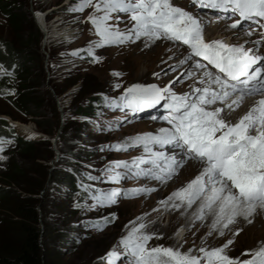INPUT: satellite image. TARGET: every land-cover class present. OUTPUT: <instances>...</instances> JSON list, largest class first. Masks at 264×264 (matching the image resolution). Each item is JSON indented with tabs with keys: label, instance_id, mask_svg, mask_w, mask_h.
<instances>
[{
	"label": "rangeland",
	"instance_id": "rangeland-1",
	"mask_svg": "<svg viewBox=\"0 0 264 264\" xmlns=\"http://www.w3.org/2000/svg\"><path fill=\"white\" fill-rule=\"evenodd\" d=\"M9 1L15 3L17 6L21 5L23 9L28 11L41 32L42 30L35 18L34 12L38 10L44 13L47 12L46 18L50 25H52V28L55 29V33H57L51 36L45 44V36L42 32V38L36 48L40 55L39 57L42 59L46 79L45 83L54 93L56 104L60 111V122H63V125L65 123L66 132L72 139L70 143L71 146L68 147L69 151L66 155L60 159L58 158L59 160L54 156L53 164L51 163L53 159H39L38 162L35 163L29 161L28 165H26L28 167V176L34 183V186L37 188L42 184V186H39L36 190V194L39 196L37 207L42 208V206H45L48 210L46 215L42 212L40 226H45V223H49L53 227L55 233H63V235H65L62 244L48 245L47 249L52 253L47 254L54 256V259L60 264H127L128 258L123 254L124 249L120 241L121 238L129 234L133 227H138L140 223L146 225L145 229H142L141 232L153 236L152 240H150L147 245L149 248L163 246L172 247L174 250H177L178 247L175 248L170 241L166 240L168 238H175L178 244L184 243L183 247L179 250L182 253H188L189 249H192L191 255L195 256L203 255V253L199 252L200 248L211 250L221 247L216 244L218 239L212 241L207 239L210 226H207L204 232L198 233L197 229L187 225L186 222H181L180 219L177 220V223H174L171 216L175 214V208H172L171 205L170 207H165L160 203V201L173 193L175 186H170V183L173 184L178 178H181L180 171H178L179 168L175 169L176 175L163 181L152 178H126L119 183L102 182L100 180H83V178L86 179L89 174L101 176L104 169L109 166L111 162L126 161L131 163L135 158L143 157L147 159L150 156L149 153L144 151L142 145L134 148L129 147L127 151L109 150V145H115L117 143L131 144L132 139L137 135L153 134L152 124L162 125V123H165L171 128V125L168 124L165 119L168 116H159L158 114L161 112L159 109H165L162 105L152 109H144L135 114L127 108L123 110H112L104 107L103 97L105 95L110 98L118 99L126 93L129 87L136 84L145 86L152 85L138 80L139 77L134 68V61L149 60V57H151L152 51L150 52L149 50L154 48L149 46L150 40L146 37H142L139 41L135 42L127 41L120 45L96 48L95 45L101 38L95 26L88 22L86 18L90 14L97 16L103 15L102 12H96L94 8L87 6L84 11L70 12L67 10L70 6L75 8L79 7V3L73 5L71 0L70 2H67V0ZM175 1L179 5H186L194 9L197 11V15H200V11L195 5L190 3L189 0ZM93 2H98V0H93ZM112 15L113 17L119 15L124 21V23L118 25L122 31L132 27L134 23L128 19L129 14L113 13ZM211 16L223 18L231 22L230 24L236 21L234 19L236 16L219 17V15L214 13ZM109 23H115V20L109 21ZM243 28L252 32L251 35H249L250 37L260 36L262 32H264V28L258 25H249ZM28 30H30L29 24L25 26L23 33L26 34ZM76 30L80 31L72 33ZM0 40L11 43L14 42L13 44H15V47L19 46L18 38L10 20L3 14L1 9ZM256 40L260 41V43L256 46L257 51H254L251 55L262 56L264 55V38L255 37L251 41ZM164 42L166 44L173 43L179 47H181V45H178V43L182 44V42L169 41L167 39ZM88 49H92V54L89 53ZM74 51L79 54L76 56L71 55ZM186 53H188V56L192 55L189 50ZM96 57L100 59L97 60L95 59ZM177 57H182V55H177ZM194 58L193 56V59ZM185 61V63L178 64L174 61L169 62V65L165 68V70H167V83H171L176 79L180 70L183 69L184 64H190V60H187V58ZM255 67H264V62H259ZM2 69L0 65V72ZM208 70L213 76H216L214 70H210L209 68ZM114 73H120V75L116 76ZM54 84H57L59 87L70 84L71 87L61 95H58L53 88ZM114 85H118L119 87L114 88ZM155 85L162 88L165 86H161L157 81ZM237 92L238 91H235L234 93ZM91 96H99L102 98V100H99V104H95V107L97 108L99 106V108L93 110V114L83 115L77 111V107L79 105H87ZM162 102L165 104L167 103L166 100ZM59 106L63 107L62 111ZM9 112L17 111H15L14 107L6 98L0 97V116L5 115L10 117L8 114ZM151 117H156V119H152ZM19 118V121L29 124L32 123L39 129L37 123L31 116L21 115ZM15 127L17 128L16 125ZM18 132L23 135L19 130ZM155 134H159V132ZM77 135H82L79 141L76 138ZM23 136L26 137L25 135ZM27 138L31 140L43 139L42 137ZM51 145L54 150L52 142ZM3 146L5 148L3 155L7 158L5 160H0V184H4L3 181L9 168L14 163L22 162V159L17 155L15 143H5ZM58 148L60 149L59 143ZM40 149L43 153L48 152V146L46 144H41ZM164 150H167L168 153L170 151L179 152V150L170 148L160 149L154 146V151ZM171 152L169 154H171ZM46 165H49L48 169H46L48 173L47 176L43 174L44 166ZM141 167L147 168L150 167V165L143 164ZM53 168L59 170L55 172V175H62L65 169L75 170L79 173L80 178L82 177L81 181L83 183L94 185L96 188L105 190L115 188L123 192L125 190H135L140 187L155 188L157 190L128 197L121 195L117 197L116 204L107 207H97L95 209L90 207L93 203L92 200H87V205H85L84 200L83 204H81L82 208H76L74 204L77 198L69 201L66 199L65 194L69 193L68 186H62L61 182L59 183L56 181V178L50 180ZM119 171L124 172L126 170L119 169ZM15 188H17V186H15ZM77 197L79 196L77 195ZM6 213L7 211L4 206H0V221ZM112 213L116 214L114 220H112L110 215ZM101 217H107L111 222L107 223L105 226V222L100 220ZM157 221L167 230L168 238H161V233H155V229L151 228ZM97 222L100 223L102 230L89 226ZM73 225H79V227L70 231ZM181 229H183V231ZM254 235V232L247 233L246 235L244 234L242 237L236 238L234 243L238 247L246 243H252L250 240L254 238ZM252 249H243L241 247L237 252L225 251V253L230 258H239L242 261L252 259ZM54 250H58L62 253L56 255ZM110 252H116L119 253V255L110 257L108 256ZM255 252L256 251H254V253ZM244 253L248 254L244 255ZM201 264H206V261L202 260Z\"/></svg>",
	"mask_w": 264,
	"mask_h": 264
},
{
	"label": "snow or ice",
	"instance_id": "snow-or-ice-1",
	"mask_svg": "<svg viewBox=\"0 0 264 264\" xmlns=\"http://www.w3.org/2000/svg\"><path fill=\"white\" fill-rule=\"evenodd\" d=\"M191 3L212 9H230L244 20L264 18V0H191ZM86 6L103 13L100 16L90 14L86 18L95 26L101 38L95 45L96 48L120 45L127 41L135 42L142 37L149 40L167 39L182 42L191 49L192 55H189L187 60H192L193 56L203 58L224 75L222 79L220 75L213 76L210 71H205L203 76L208 78L209 86L194 89L191 96L177 95L170 87L162 88L155 84L147 86L136 84L129 87L118 99L105 95L103 97L105 108L112 110L127 108L133 114L154 108L166 100L165 107L170 111L165 119L171 125V129H160L159 134L137 135L131 144L109 145V150L115 151H127L129 147L142 145L150 156L147 159L135 158L131 163L111 162L101 176L89 174L86 179L112 183H119L126 178H152L163 181L176 175L175 169L182 167L185 160L195 159L206 165L202 173L186 187L174 191L160 201L162 205L168 207L169 201H172V208L180 209L186 205L187 209H191L193 204L201 201L193 215L197 220H203L206 209L213 212L215 219L211 224L212 229H216L225 219L227 223L223 227L226 228L228 224L233 223L236 216L243 215L247 218L255 211L257 203L264 207V132L258 136L246 134L247 130L256 124L264 125V107L258 110L260 112L258 118L253 119L250 112L234 126L219 118L224 109L205 108L218 101L227 100L235 91L246 95L264 91L262 75L264 70L256 68L250 72L253 65L264 60V57L251 55L252 49L246 50L242 45H229L223 41L206 42L202 35V22L189 11L173 6L170 0H98L95 3L93 0H79L78 8L70 6L67 10L84 11ZM113 13L129 14L128 19L134 22L132 27L122 31L118 25L124 21L119 15L113 17ZM112 20H115V23H109ZM230 27L236 29L238 23H232ZM261 27L264 28V24H261ZM255 43L259 44L260 41ZM88 51L92 54V49ZM78 54L75 51L71 53L73 56ZM193 67L200 69L206 66L197 62ZM114 75L119 76L120 73ZM185 75L191 76L193 73L189 71ZM242 77L244 79H241ZM200 82L203 83V79ZM211 85H218L219 90H212ZM116 87L119 86L114 85V88ZM228 89H231V92ZM260 104L264 105V100L260 101ZM5 143L11 141L0 139V160L7 158L3 155ZM154 146L179 152L173 151L169 154L166 151H154ZM178 156L182 159H178ZM143 164H149L150 167L142 168ZM119 169L126 171L122 172ZM234 189L238 190L235 194ZM81 190L87 193L85 205L90 199L93 201L90 207L95 209L116 204L117 197L121 195L128 197L157 189L140 187L122 192L120 189L105 190L82 183ZM177 200L181 203H175ZM217 202L218 211L213 209ZM110 215L112 220L116 218L115 213ZM100 220L105 222V226L111 222L107 217H101ZM89 226L102 230L99 222ZM145 227L144 223H140L138 227H133L127 236L121 238L123 254L128 258L127 264H201L202 260L206 261V264H264V248L256 251L252 259L241 261L239 258H230L225 249L231 241L211 250L200 248L202 256L191 255L192 249H189L188 253H182L172 247L149 248L147 245L153 236L141 232ZM223 234L221 231L220 235ZM113 255L119 253H108L110 257Z\"/></svg>",
	"mask_w": 264,
	"mask_h": 264
},
{
	"label": "trees",
	"instance_id": "trees-1",
	"mask_svg": "<svg viewBox=\"0 0 264 264\" xmlns=\"http://www.w3.org/2000/svg\"><path fill=\"white\" fill-rule=\"evenodd\" d=\"M71 1L73 5L79 3V0ZM0 9L9 18L19 44L15 47L14 42L0 40V65L3 68L0 72V97L6 98L17 111L8 113L13 120H20L21 115L31 116L41 132L55 136L60 128V111L54 93L45 83L42 59L36 48L42 38V32L30 13L21 5L17 6L9 0H0ZM27 24L30 25V30L24 34ZM70 87V84L63 87L57 84L53 86L58 95ZM99 100L102 98L91 96L89 103L79 105L77 111L83 115L93 114V110L99 108V106L95 107L96 103L99 104ZM65 126L64 123L58 139L61 151L59 159L69 151L68 147L71 146L72 141ZM76 138L79 141L82 135H77ZM0 139L15 143L17 155L22 159L21 163H14L8 169L4 184H0V204H2L0 206H4L7 211L0 221V264H60L54 256L47 254L52 253L47 247L50 244H62L65 235L55 233L49 223L40 226L42 212L45 215L48 212L45 206L37 207L39 196L36 190L42 184L37 188L34 186L26 166L29 161L35 163L39 159H53L56 152L52 149L51 141L27 139L3 117H0ZM41 144L48 146V152L43 153L40 149ZM48 167L49 165L44 166L43 174L46 176ZM56 171L59 170L53 168L50 180L56 178L62 186L67 185L69 193L65 194L66 199L69 201L77 198L74 206L82 208L81 204L87 197V193L81 190L82 177L80 178L75 170L65 169L62 175H55ZM83 180L87 179L83 178ZM78 227L79 225H73L70 231ZM54 252L56 255L62 253L58 250Z\"/></svg>",
	"mask_w": 264,
	"mask_h": 264
},
{
	"label": "bare ground",
	"instance_id": "bare-ground-1",
	"mask_svg": "<svg viewBox=\"0 0 264 264\" xmlns=\"http://www.w3.org/2000/svg\"><path fill=\"white\" fill-rule=\"evenodd\" d=\"M170 2L173 4V6H178L184 10L189 11L202 22V26H203L202 35L204 40L207 42L223 41L229 45H236V46L242 45L246 50L252 49V52L250 53L252 54L254 51H257L256 48L257 43L251 40L255 37L264 38V32H262L260 36L250 37L248 34V33H252L250 30L244 29L243 27L240 26H238V28L236 29H232L230 27L231 22L226 21L223 18L212 17L211 15L213 13L209 11H200V15H197L198 14L197 11L187 7L186 5H179L175 0H170ZM35 17L43 28V33L44 36L46 37L44 43L46 44L49 38L57 33H55V29L52 28V25H50V23L48 22L45 13L43 11H39V10L35 11ZM219 17H223V16H219ZM234 19L237 20L238 18L234 17ZM78 31L80 30H76L75 32L72 33H76ZM165 40L166 39L150 40L149 46H151L154 49L149 50L150 52L152 51L151 52L152 55L151 57H149V60L134 61L135 72L139 77L138 80L152 85L155 84V82L157 81L161 86L165 85L164 87H170L172 89V92H174L177 95L191 96L194 92V89L208 87L209 80L207 77L203 76V73L205 71H209L208 68L210 70H214V69H212V67L207 65L206 61L200 60L198 57H195L194 59L190 60L189 61L190 64L188 63L184 64L183 69L180 70V72L176 76V79L171 83H167L168 82L166 79L167 70H165V68L169 65V62L174 61L178 64L181 63L182 61H185V59L188 56V53L186 52L188 50L191 52V49L188 46H185L180 43H178V45H181V47L176 46L173 43L166 44L164 42ZM180 54L182 55V57H177V55ZM261 57H264V55H262ZM197 62H200V64L205 65L206 67L200 69L194 68L193 65ZM260 62H264V60ZM255 65H253V69L250 70V72L255 70L256 68ZM189 71H191L193 75L191 76L185 75V73ZM215 72H216L215 75L219 74L224 77L223 74L219 73V70L218 72L217 71ZM202 79L204 81L203 83L200 82ZM211 88L212 90L215 91L219 90L218 85H211ZM228 91L231 92V89H228ZM262 100H264V91H259L256 94H250V95H246L244 93H239V92L238 93L232 92V94L228 97L227 100L218 101L214 105L205 106V108L206 110H215L217 108L224 109V111L221 112L219 118L224 119L226 123H228L230 126H234L238 124L239 121L243 117L248 115L250 112L252 113L253 119L258 118L260 116V112L258 110L261 107H264V105L260 104V101ZM228 105H231V107L229 108ZM253 109H257V111H253ZM158 114L159 116L167 115L163 113H158ZM13 121L15 122L14 125L17 126L18 130L26 137L43 138L44 133L41 132L39 129H37L32 123L29 124L19 120H13ZM164 128L171 129L170 126H168L165 123H162V125L152 124V131L154 132L153 134L159 132L160 129H164ZM261 131L264 132V125L256 124L254 127L249 128L246 134L252 136H258L260 135ZM219 134L220 133H217V135ZM178 158L182 159V157L180 156H178ZM183 165L184 166L178 169V171H180L181 178L178 179L176 178L177 180L173 182V184L170 183V186H175L174 191H177L182 187H186V185L195 177H197V175L201 174L203 169L206 167L205 164L194 159L185 160ZM233 192L235 194L238 191L234 190ZM226 194L227 192H225V195ZM175 203L179 204L181 202L177 200L175 201ZM200 203L201 201H197L195 204H193L191 209H187L186 205L182 206L180 209H175V214H172L171 216L172 220H174V223H177V220L180 219L181 222H186L187 225L194 227V229H197L198 233L204 232L206 230V227L210 226V231L207 234V239L209 241L218 239L216 243L218 246H223L227 244L228 241H231V244L228 245L225 251L237 252L241 247L243 249L253 248L252 251L254 254V251H258L261 248H264V207H261L259 203L256 204L255 211L247 218H245L243 215L236 216L234 218L233 223L228 224L226 228L223 227V225L227 223V220L225 219L224 221L221 222L220 225L217 226L216 229L211 228V224L215 219V215L213 212L206 209L204 212L203 220H197L194 217L193 213H195L198 210ZM218 203L219 202L213 205V209H216L217 211H218L217 208ZM171 204L172 201L171 202L169 201V207ZM151 228L155 229L154 230L155 233H161V238H165V239L168 238L167 230H165V228L162 227L158 221L155 222ZM181 230L183 231V229ZM221 231H223L224 233L223 235H220ZM251 232H254L255 234L254 238L250 240V242L252 243L249 244L246 243L247 245L243 244L240 247L236 246V244L234 243V240L236 238L242 237L244 234L246 235L247 233H251ZM166 240L170 241L172 245L175 248L178 247V249H181L184 244V243L178 244L175 238H168Z\"/></svg>",
	"mask_w": 264,
	"mask_h": 264
},
{
	"label": "water",
	"instance_id": "water-1",
	"mask_svg": "<svg viewBox=\"0 0 264 264\" xmlns=\"http://www.w3.org/2000/svg\"><path fill=\"white\" fill-rule=\"evenodd\" d=\"M45 38H46V37H45ZM44 40H45V39H44ZM59 107H60V106H59ZM60 110L62 111V110H63V107H60ZM0 117H3V118L8 119L13 125H14V123H15L10 117H7V116H5V115H2V116H0ZM62 127H63V122H62L61 125H60V128H59V130H58V133H57L54 137H51V136H49V135L46 134V133L43 134V138L49 139V140L52 142V144H53V148H54V150L56 151V159H58L59 156H60V154H61V151H60V149L58 148V139H59V134L61 133V129H62ZM17 131H18V130H17ZM25 138H27V137H25ZM27 139H28V138H27ZM51 163H52V164L54 163V159L51 160Z\"/></svg>",
	"mask_w": 264,
	"mask_h": 264
}]
</instances>
